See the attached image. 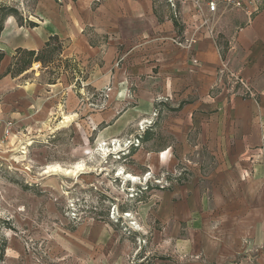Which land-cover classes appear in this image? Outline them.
<instances>
[{
    "label": "rangeland",
    "instance_id": "obj_1",
    "mask_svg": "<svg viewBox=\"0 0 264 264\" xmlns=\"http://www.w3.org/2000/svg\"><path fill=\"white\" fill-rule=\"evenodd\" d=\"M0 1L18 11V17L7 19L0 38L3 67L17 48L42 46L53 33L69 48L70 26H77L72 0ZM113 1L95 0L92 9L103 3L110 12ZM198 2L152 0L159 20L173 25L176 16H194ZM254 9L260 12L259 2ZM241 10H221L218 30L226 29L228 19L236 21ZM124 28L131 24L124 22ZM219 37L225 36L220 32ZM108 38L91 36L92 43L100 45ZM116 48L111 65L106 66L100 56L80 66L84 74L79 83L73 74H64L53 91L48 81L55 77L34 65L28 75L0 92V97L10 96L13 102L29 100L31 113L23 123L25 130H15L0 153V264H211L218 250L227 253L238 245L234 242L238 227L228 217L242 212V197L228 192L227 184L241 183L226 176L224 163L202 143V127L194 124L189 110H177L178 105L159 102L161 98L153 109L139 93L138 82L145 93L151 85L144 72L136 71L149 62L138 64L136 56L148 53L131 45ZM111 70H121L127 77L128 94L92 86L100 73ZM117 98L123 102L122 111L139 107L143 120L104 135L105 124L98 126L94 115L102 114ZM145 130L137 148L117 154L130 146L137 131ZM113 138L121 143L110 141ZM78 165L84 168L74 173ZM52 166L71 174H46ZM121 171L138 180H127ZM250 239L238 246L241 257L235 262L258 264L264 244Z\"/></svg>",
    "mask_w": 264,
    "mask_h": 264
},
{
    "label": "crops",
    "instance_id": "obj_2",
    "mask_svg": "<svg viewBox=\"0 0 264 264\" xmlns=\"http://www.w3.org/2000/svg\"><path fill=\"white\" fill-rule=\"evenodd\" d=\"M94 1L74 2L77 26H70V37H67L70 46L67 50L65 47L63 57L75 59L79 66H86L102 56L106 66H109L118 45H131L137 51L148 53L147 57L136 56L138 64L143 60L149 62L136 68V71L144 72L151 85L149 92L145 93L138 82L139 93L145 94L153 109L155 101L161 98L159 102L178 105L177 110H189L194 124L202 127V143L224 163L226 176L231 174L241 183L227 184L228 192L237 193L238 199L242 197V212L228 217L229 223L238 227L233 236L238 245L227 253L218 250L212 256L211 264H249L245 260L235 262L234 258L241 257L238 246L244 239L251 238L258 246L264 244V0H258L260 12L255 13L254 8L247 6V9L238 12L236 21H226L223 31L218 30V20L222 18L218 17L213 36L204 30L195 35V15L180 19L176 16L174 25L159 20L152 0H114L110 2V12L103 3L93 11ZM104 12H108L107 17H104ZM42 15L44 20L48 19V15ZM124 22L130 23L131 28H124ZM136 23L138 26L134 27ZM220 32L225 36L222 40ZM97 35L109 38L103 45L92 43L91 36ZM194 35L197 41L191 50L176 44V41L185 42ZM44 44L29 50H39ZM4 63L5 57L0 75L10 64L3 67ZM22 77L0 79V92ZM93 81L90 83L97 91H114L119 96L120 91L130 92L129 87L125 88L127 77L121 70L100 73ZM50 86L53 91L58 88L57 84ZM68 98L70 100V94ZM39 99V96L35 97L36 107ZM20 102H13L10 96L0 97V120L18 122L16 132L24 127L27 117H31L27 108L29 100L24 98ZM110 102V108L94 115L98 126L105 124L104 135L118 132L124 126L137 125L143 120L138 115L139 107L131 106L122 111L121 99ZM146 110L150 111V107ZM147 130L137 131L130 146L117 154L137 148L136 143L146 136ZM110 141L117 145L121 143L119 138ZM221 174L224 176L223 171ZM219 187L218 193L221 192V185ZM225 258L228 261L233 258V261L224 262ZM257 258L258 264H264V253H259Z\"/></svg>",
    "mask_w": 264,
    "mask_h": 264
},
{
    "label": "trees",
    "instance_id": "obj_3",
    "mask_svg": "<svg viewBox=\"0 0 264 264\" xmlns=\"http://www.w3.org/2000/svg\"><path fill=\"white\" fill-rule=\"evenodd\" d=\"M54 1L58 3L60 0ZM72 1L76 2L77 0ZM9 17H18L17 9L9 7L0 1V38ZM64 49V42L57 35L50 36L39 50L18 48L12 56L6 71L0 75V79L5 77L20 78L32 71L34 65H41L42 68L48 71L50 76L55 77V79L48 81L49 85L57 84L59 77L69 73L73 74L79 83L80 79L83 78V71L75 59H65L63 57ZM4 57V53L0 50V66Z\"/></svg>",
    "mask_w": 264,
    "mask_h": 264
},
{
    "label": "built area",
    "instance_id": "obj_4",
    "mask_svg": "<svg viewBox=\"0 0 264 264\" xmlns=\"http://www.w3.org/2000/svg\"><path fill=\"white\" fill-rule=\"evenodd\" d=\"M258 0H199L198 9L194 16L195 35L201 31H206L210 36L215 34L216 20L223 9H243L245 6L254 8L257 6ZM195 35L185 42H178L176 44L181 48L191 50L196 44ZM16 130V124L13 122H3L0 120V153L2 154L4 149L8 146L9 141L14 137Z\"/></svg>",
    "mask_w": 264,
    "mask_h": 264
},
{
    "label": "bare ground",
    "instance_id": "obj_5",
    "mask_svg": "<svg viewBox=\"0 0 264 264\" xmlns=\"http://www.w3.org/2000/svg\"><path fill=\"white\" fill-rule=\"evenodd\" d=\"M117 150V149H116ZM83 168H84V166L83 165H78V166H76V168H75V171H73L74 173H76V172H80L81 170H83ZM59 172H61V173H65V174H67V175H70L71 174V172H70V170H65V169H63V168H61V167H59V166H52V167H48L47 168V171H46V174H50V173H59ZM121 175H123L127 180H129V181H137L138 179L136 178V177H134V176H132V175H130V174H126V173H122V171H121V173H120Z\"/></svg>",
    "mask_w": 264,
    "mask_h": 264
}]
</instances>
